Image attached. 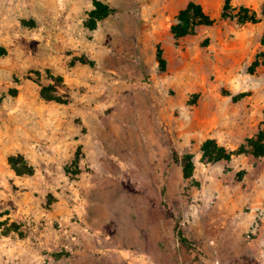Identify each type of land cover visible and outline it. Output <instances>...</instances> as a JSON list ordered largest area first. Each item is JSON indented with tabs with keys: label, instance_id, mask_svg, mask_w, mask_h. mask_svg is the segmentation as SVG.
<instances>
[{
	"label": "rangeland",
	"instance_id": "rangeland-1",
	"mask_svg": "<svg viewBox=\"0 0 264 264\" xmlns=\"http://www.w3.org/2000/svg\"><path fill=\"white\" fill-rule=\"evenodd\" d=\"M100 1L0 0V264H264V0Z\"/></svg>",
	"mask_w": 264,
	"mask_h": 264
},
{
	"label": "trees",
	"instance_id": "trees-1",
	"mask_svg": "<svg viewBox=\"0 0 264 264\" xmlns=\"http://www.w3.org/2000/svg\"><path fill=\"white\" fill-rule=\"evenodd\" d=\"M96 7L101 8L103 5L100 0H93ZM108 11L100 14L99 20L106 17ZM257 19L255 15L251 18L245 16L240 19L241 23L255 22ZM213 20L208 14L205 13L203 8L195 3H190L185 9L179 12L175 22L172 26V34L176 40H181L187 36L194 35L197 28L202 26H210L213 24ZM202 158L207 163H217L221 161H230L234 156L239 155H252L255 157L264 156V132H259L254 138L248 139L246 145H242L237 151H228L224 147L219 146L215 140H206L202 147ZM174 159L180 164L183 172V177L189 180L193 177L194 164L191 155H185L179 157L177 153L173 154ZM9 162L12 166H15L16 159L11 157ZM18 174H24L17 171Z\"/></svg>",
	"mask_w": 264,
	"mask_h": 264
}]
</instances>
